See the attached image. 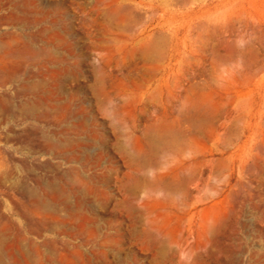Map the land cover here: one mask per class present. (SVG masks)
Returning a JSON list of instances; mask_svg holds the SVG:
<instances>
[{
	"label": "rangeland",
	"instance_id": "1",
	"mask_svg": "<svg viewBox=\"0 0 264 264\" xmlns=\"http://www.w3.org/2000/svg\"><path fill=\"white\" fill-rule=\"evenodd\" d=\"M164 1L171 70H182L177 92L191 86V98L201 95L216 115L208 126H181L179 153L156 149L158 167L145 171L142 189L132 185L142 175L146 121L141 103L124 100L136 92L129 80L139 81L141 63L117 64V31L102 40L101 3L0 0V66L8 69L0 67V109L9 107L0 110V229L20 264H264V0ZM138 6L134 29L152 13ZM117 90L126 91L106 99ZM137 143L141 155L129 164ZM191 161L189 181L182 167ZM168 180L170 190L187 189L167 194Z\"/></svg>",
	"mask_w": 264,
	"mask_h": 264
},
{
	"label": "bare ground",
	"instance_id": "2",
	"mask_svg": "<svg viewBox=\"0 0 264 264\" xmlns=\"http://www.w3.org/2000/svg\"><path fill=\"white\" fill-rule=\"evenodd\" d=\"M99 3H101V10L98 11V13L100 14V16L102 17V19L104 20V23L102 24L104 29H105V32L102 34V40L104 38V36L106 34H113L114 31H117V37H112L110 38L111 41L114 42V47L117 48V52L119 54H121L119 57H117V64L118 63H121V62H124L126 59H130L129 61L131 60H134V59H137L140 63H141V72L139 74V81H135L134 79H130L129 82L133 85V89L136 90V92H133L132 91H128L127 94H126V98L124 100H126L128 97H130L131 99H133L131 101V103H141V107L139 108V114L141 115L142 119H144V121H146V123L144 124L143 128H142V141H143V144H144V147H145V150H146V155H145V158L144 159H141L137 161V163L139 162L140 163V167L138 169V172L139 170L142 171V175L140 176V183L139 182H136L135 184L133 183L132 186H136V184L138 183L140 186H137L136 187H141L142 184H145L147 185V183H150V180H148V182H146V176L144 177L145 175V171H151L152 172L154 170L157 169L158 167V163L155 165L154 164V160L152 161V157L156 156V153L158 152V150L156 149H159V150H162L160 149V147H164V146H167L169 145L170 146H179V149H176V151L178 150V153H179V150H181L180 148V144H178L176 141V139H173V138H176V137H179L178 135L180 134V137H182V139L179 137V141L180 139L184 141V143L187 145V143L185 142L186 139L184 138L183 139V136L185 137V135H182L181 136V133L180 132V129H181V126L183 124H187L188 127L191 128V126H193L192 128L194 129L195 126H197L199 123L202 125L203 123H206V125L208 124V122L210 120H212V117L211 114L212 113H215L214 110L216 109H213V112H212V107L214 106H209V109L208 108V105L207 106H203L202 105V101H200L202 98H201V95L199 100L198 99H193L191 98V86L188 87L187 89L185 88V90L182 91L184 92L183 95L182 94H179L177 92V90L180 88L181 86V77H182V70L180 69L179 65H177L178 67L175 69V70H171V66H170V62L172 59L175 58V56L168 52L167 50V46H168V40H167V37L165 35V32H166V29H165V15L167 13V7H166V3L164 0H157L158 1V4H154V1L153 0H149V1H145V0H98ZM145 4L147 9L150 10L152 13L150 14H147V15H144V19L141 21L139 20L140 18H138L139 21H141L142 24H139L140 27L138 29H134V26L136 24L134 23H139L138 21L136 22V19H137V16H136V10L137 7H139L138 5L140 4ZM98 5V3L96 4ZM95 5V6H96ZM96 8V7H95ZM93 9V8H92ZM97 10V9H96ZM145 14V13H144ZM98 15V14H97ZM136 18V19H135ZM156 18H158V20H156ZM142 19V18H141ZM59 33V32H58ZM101 39V38H100ZM103 43V42H102ZM101 44V42H100ZM106 45V44H105ZM109 46V45H108ZM102 47V46H101ZM7 58H8V52L5 53ZM4 54V55H5ZM10 54V53H9ZM16 54V53H15ZM14 54V55H15ZM20 55V54H19ZM6 56H4V58H6ZM6 58V59H7ZM20 59V58H19ZM15 60V59H14ZM179 60L181 61V59L179 58ZM179 60H177V64H179ZM16 61V60H15ZM18 61V59H17ZM21 61V60H20ZM26 61V60H25ZM12 62V61H11ZM22 62V61H21ZM8 63V62H6ZM15 63V62H14ZM19 63V62H18ZM172 65V64H171ZM173 65H176L175 63ZM1 68H3L2 66H0ZM10 67V66H9ZM17 67V66H16ZM0 68V69H1ZM3 69H6V71L8 70L6 67L3 68ZM2 70V69H1ZM10 70V69H9ZM5 71V72H6ZM10 75V74H9ZM3 77V76H2ZM126 77H129L128 76V72L126 74ZM171 77V85L169 84V79ZM232 79V78H231ZM30 87V86H29ZM32 87V86H31ZM26 88V87H25ZM34 88V87H33ZM32 88V90H33ZM100 88V87H99ZM198 88V87H197ZM28 90V89H27ZM99 90V89H98ZM97 90V91H98ZM126 91V90H125ZM124 90H117V92H113L112 94L110 93H107L106 91L104 92V95L106 97V99H109L111 100L112 98H114L115 96H120L121 94H123L125 92ZM181 91V92H182ZM30 92V91H28ZM189 92H190V95H189ZM197 92V90H196ZM201 92V91H200ZM193 93V92H192ZM195 93V92H194ZM101 94V93H100ZM196 94V93H195ZM193 94V96L195 95ZM102 95V94H101ZM196 96V95H195ZM194 96V97H195ZM232 97V96H231ZM197 98H198V95H197ZM136 99V100H135ZM209 99V98H208ZM3 100V99H2ZM8 100V99H7ZM107 100V101H109ZM179 101V104L180 106L176 109H172L170 107V104L175 102V101ZM4 101V100H3ZM137 101V102H136ZM209 101V100H208ZM2 102V101H0ZM9 102V101H8ZM125 103V101H124ZM1 105H3V102L0 103ZM6 104V103H5ZM4 104V105H5ZM205 104V103H204ZM207 104V103H206ZM205 104V105H206ZM212 104V103H211ZM0 105V106H1ZM3 105V106H4ZM25 105V104H24ZM28 105V103H27ZM8 105H6L5 108H9L7 107ZM30 106V104L28 105ZM133 106H135V104H133ZM150 106H153V107H156L158 110H159V115L155 118H152L151 117V114H150V111H149V107ZM23 107V106H22ZM20 106V108H22ZM168 107H170V111H168ZM1 108V107H0ZM3 107V109H5ZM24 108V111L27 110V112L29 111H33V108L30 110V108L26 109L25 106L23 107ZM208 108V109H207ZM2 109V110H3ZM218 109V108H217ZM1 110V109H0ZM1 110V111H2ZM8 110V109H7ZM6 110V111H7ZM210 110V111H209ZM0 111V115L2 114L3 116L5 114H3L2 112ZM5 111V110H4ZM21 111V110H20ZM31 111V112H32ZM22 112V111H21ZM117 112L119 113H122L124 112L122 107L120 108H117ZM8 113V112H7ZM25 114V113H24ZM216 115V113H215ZM214 116V114H213ZM0 121H2L0 119ZM232 122V121H231ZM1 123V122H0ZM210 123V122H209ZM237 123V122H236ZM199 124V125H200ZM191 125V126H190ZM198 125V126H199ZM205 125V124H203ZM210 125V124H209ZM79 126V125H78ZM77 126V127H78ZM208 126V125H207ZM231 126V125H230ZM133 129L136 128V124L134 123L133 121V124L131 126ZM75 128V127H74ZM191 128V129H192ZM198 128V127H197ZM211 132L209 133L210 135L212 136H215V132H214V128L211 126ZM10 130V129H9ZM186 131V130H185ZM188 131V130H187ZM186 131V132H187ZM193 131V130H192ZM195 131V130H194ZM184 132V130H183ZM231 132V131H230ZM37 133V132H36ZM40 133V132H39ZM225 133V132H224ZM223 133V134H224ZM182 134H185V133H182ZM188 134V133H187ZM226 134V133H225ZM27 136V134H25ZM31 135V134H30ZM39 135V134H38ZM36 135V136H38ZM192 135V134H191ZM228 135V134H227ZM45 136V135H44ZM188 136V135H187ZM195 136V135H193ZM221 136V134H220ZM27 138V137H26ZM36 138V137H35ZM42 138H46V137H43V134H41V139ZM71 139V138H69ZM36 140V139H35ZM48 140V138H47ZM46 140V141H47ZM78 140V139H77ZM172 140V141H171ZM188 140V139H187ZM41 142V140H39ZM45 141V139L43 140ZM73 141V140H72ZM79 141V140H78ZM173 141L175 143H177L175 145V143H173ZM178 141V142H179ZM182 141V142H183ZM193 141V140H191ZM24 142V141H23ZM39 142V143H40ZM71 141L69 140V143ZM138 142V141H137ZM180 141V143H182ZM228 142V141H227ZM43 144V142H41ZM47 143V142H45ZM73 143V142H72ZM75 145L78 146V142H74ZM78 143V144H76ZM81 143V142H80ZM71 144V143H70ZM183 144V143H182ZM223 144V143H221ZM38 145V144H37ZM36 145V146H37ZM184 145V144H183ZM42 146V145H41ZM120 146V145H119ZM224 146V145H222ZM38 147V146H37ZM143 145L140 143H137L136 146L134 147L133 151H130V152H127L125 155L128 159V163L131 164L133 162V160L135 159V163H136V160L137 158L139 159L138 157V154L142 151V148ZM189 147V146H188ZM193 147V146H192ZM42 148V147H41ZM121 148V147H120ZM173 149V148H172ZM195 149V147H194ZM156 150V151H155ZM167 150V149H166ZM185 150V149H183ZM182 150V151H183ZM163 151V150H162ZM165 151V150H164ZM174 151V150H173ZM175 151V152H176ZM193 150H191L192 152ZM197 151V150H196ZM195 151V152H196ZM155 152V153H154ZM174 152V153H175ZM164 153V152H163ZM173 153V154H174ZM182 152H180L181 154ZM177 154V153H176ZM179 154V155H180ZM194 154V152H193ZM196 154V153H195ZM141 155V154H139ZM171 155V153H170ZM143 156V155H142ZM175 156V154H174ZM178 156V155H177ZM14 157V156H13ZM191 157V156H190ZM175 158V157H174ZM173 158V159H174ZM16 159V158H15ZM172 159V158H171ZM19 159H16L15 161H18ZM27 161V160H26ZM130 161V162H129ZM132 161V162H131ZM224 161V160H223ZM158 162V161H156ZM192 162V161H191ZM216 162V161H215ZM219 162V161H218ZM217 162V163H218ZM222 162V161H220ZM19 163L23 166V168L27 167V170H28V165L26 164V162L23 160V161H19ZM136 163V164H137ZM215 164V163H214ZM219 164V163H218ZM198 165H200L198 163ZM216 165V164H215ZM139 166V165H138ZM195 166V162H192V164H188L184 167H182V170H189L187 176H186V180L188 179H191V174H190V169L192 167V171H193V168ZM226 166V164H225ZM224 166V168H225ZM213 168V167H212ZM216 168V167H215ZM223 168V167H222ZM30 169V167H29ZM196 169V168H195ZM195 169L193 172H195ZM227 169V167L225 168ZM181 170V169H180ZM179 170V171H180ZM181 170V171H182ZM197 170V169H196ZM199 170V169H198ZM220 170V169H219ZM12 171H13V168H12ZM11 171V172H12ZM137 171V170H136ZM135 171V172H136ZM180 171V172H181ZM213 171V170H212ZM214 172V171H213ZM212 172V173H213ZM220 172V171H219ZM10 172L8 171V174ZM30 173V172H29ZM4 174V172H3ZM3 174L0 175V179L1 181H3L4 177H1ZM5 174L7 175V173L5 172ZM139 174V173H138ZM173 174V173H171ZM198 174V173H197ZM176 174H174L172 177H175ZM192 175H194L192 173ZM217 175V173H216ZM5 176V175H3ZM9 176V175H7ZM6 176V177H7ZM11 176V174H10ZM13 176V175H12ZM14 177V176H13ZM34 177V176H33ZM39 177V176H38ZM162 177V176H161ZM170 177V175H169ZM183 177V175H182ZM185 177V176H184ZM10 178V177H9ZM8 178V179H9ZM160 178V177H159ZM158 178V179H159ZM194 178V177H193ZM13 179V178H12ZM41 180L40 178H36V180ZM157 179V180H158ZM173 179V178H172ZM178 179V177H177ZM11 180V179H10ZM156 180V179H155ZM157 180L155 182H157ZM184 180V181H186ZM17 181V180H16ZM135 181V180H134ZM171 181V180H170ZM169 180L165 183H162V188L164 189V191L166 189H168L171 193L175 192L177 193V190L179 192V190H181V188H178L175 187V189L177 190H170L172 189L171 186H174V183L173 181L170 182ZM191 181V180H189ZM22 182V181H21ZM42 182V180H41ZM178 183H181L182 181H177ZM192 182H193V179H192ZM1 183V182H0ZM17 183V182H16ZM38 183V182H36ZM158 183V182H157ZM173 183V185H172ZM177 183V184H178ZM2 184V183H1ZM0 184V185H1ZM25 184V182H24ZM46 184V183H45ZM175 185V186H178V185ZM184 183H182V192H183V189L187 187H184L183 185ZM186 184V183H185ZM189 184V183H188ZM21 185V184H18V186ZM17 186V185H16ZM43 187V185H41ZM46 186V185H45ZM154 186H156L155 183H151L150 184V187H153L155 188ZM158 186V184H157ZM187 186V185H185ZM1 187V186H0ZM10 187V186H9ZM8 187V188H9ZM15 187V186H14ZM21 187V186H20ZM24 187V185H23ZM26 187V188H25ZM25 190L28 194H32L30 191H32V189L29 191L28 188L27 189V184H25ZM30 187V186H29ZM48 187V186H46ZM136 187H132V188H136ZM145 186L142 185V189L144 188ZM160 187V186H159ZM171 187V188H170ZM180 187V186H179ZM19 188V187H18ZM23 188V189H24ZM139 188V190L141 189ZM152 188V189H153ZM158 188V187H157ZM161 188V189H162ZM14 189V188H12ZM17 189V188H16ZM20 189V188H19ZM146 189V188H145ZM156 189V188H155ZM18 190V189H17ZM24 190V191H25ZM44 190V189H43ZM22 192L23 193V196H24V193L25 192ZM33 191L35 192V190L33 189ZM32 191V192H33ZM168 191V192H169ZM19 192V191H18ZM136 192V191H135ZM167 192V191H165ZM167 192V194H168ZM181 192V193H182ZM137 193V192H136ZM175 193V194H176ZM180 193V192H179ZM37 194V192L35 193ZM170 194V193H169ZM183 194V193H182ZM189 194V193H188ZM27 194L25 193V196ZM58 195V194H57ZM33 202H36L37 204H39V210H40V206L41 205H44L46 204L45 201L41 200L40 199V196L36 197L35 195H33ZM28 197V196H27ZM30 197V196H29ZM26 198V197H25ZM53 198V197H52ZM57 198V196L55 197ZM54 198V199H55ZM24 199V198H23ZM27 199V198H26ZM64 199V198H63ZM66 199V198H65ZM14 200V199H12ZM11 200V201H12ZM35 200V201H34ZM67 200V199H66ZM32 201H29V203H33ZM35 203V204H36ZM29 204V205H30ZM33 204V207L36 208V210L38 211V206ZM32 205V204H31ZM68 205V204H67ZM70 205V204H69ZM68 205V206H69ZM20 206V205H19ZM32 207V206H31ZM42 207V206H41ZM52 207V205H51ZM50 207V208H51ZM34 208V209H35ZM44 208V209H43ZM59 208V207H58ZM30 209V208H29ZM32 209V208H31ZM42 210H46L47 208L46 207H42L41 208ZM33 210V209H32ZM31 210V212H32ZM36 210H33L34 212ZM56 211V210H55ZM33 212V213H34ZM40 211H39V215H40ZM49 214V212H46ZM36 215V214H35ZM42 215V213H41ZM3 219V218H2ZM2 219L0 220L2 222ZM0 222V223H1ZM7 222V221H6ZM9 223V221H8ZM7 224V223H6ZM3 228V227H2ZM3 231V230H2ZM1 229H0V264H3L4 261V258L6 255L8 257V259L12 258V261L9 262V263H6L8 261L5 262V264H20L19 260L15 257L12 249H13V244H4L3 242V237H1ZM20 237V236H19ZM13 239V238H12ZM20 240L22 238H19ZM17 239V241L19 240ZM9 241V240H8ZM11 241V240H10ZM19 248L18 246H15V248ZM19 252L21 250H18ZM19 252H18V255H19ZM20 254H23V252H20ZM23 260H26L25 258Z\"/></svg>",
	"mask_w": 264,
	"mask_h": 264
}]
</instances>
